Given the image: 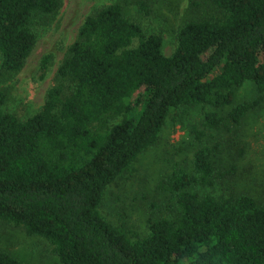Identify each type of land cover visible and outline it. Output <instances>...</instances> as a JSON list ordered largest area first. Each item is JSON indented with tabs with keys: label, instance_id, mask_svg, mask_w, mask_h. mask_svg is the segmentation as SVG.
<instances>
[{
	"label": "trees",
	"instance_id": "obj_1",
	"mask_svg": "<svg viewBox=\"0 0 264 264\" xmlns=\"http://www.w3.org/2000/svg\"><path fill=\"white\" fill-rule=\"evenodd\" d=\"M160 1L173 3L128 0L145 18ZM192 4L171 54L163 33L148 32L122 3L96 8L42 108L26 120L0 108V222L51 242L62 264H264V177L243 164L241 133L264 107V0ZM61 5L0 0V75L22 70L37 43L34 19ZM51 62L42 58L41 78ZM248 81L256 96L238 101ZM193 106L203 110L193 170L165 180L168 204L152 206L144 234L109 220L101 211L109 186L159 141L174 111ZM0 264L27 263L0 250Z\"/></svg>",
	"mask_w": 264,
	"mask_h": 264
},
{
	"label": "rangeland",
	"instance_id": "obj_2",
	"mask_svg": "<svg viewBox=\"0 0 264 264\" xmlns=\"http://www.w3.org/2000/svg\"><path fill=\"white\" fill-rule=\"evenodd\" d=\"M113 2L122 3L128 17L144 24L148 32L161 31L166 54H171L176 47L178 26L194 17L193 0H173L171 5L160 1L156 5L157 15L148 18L128 0H62L56 13L34 19L37 43L22 70L0 75V90L7 95L0 108L15 113L21 120L39 111L48 89L56 82V70L67 48L76 40L86 17L96 8ZM48 54L52 55V62L46 77L41 78V60ZM255 96L256 88L251 81L237 90L238 101ZM202 118L201 106L180 108L168 117L159 141L131 164L122 179L107 189L101 211L109 220L116 224L124 223L143 234L147 231L152 206L169 202V192L162 187L165 180L176 168L193 170L194 148L199 143L194 126L202 129ZM241 133L248 143L243 164L250 163L253 173L264 177V107L249 114ZM229 135L228 132L224 134L225 137ZM0 250L27 264H62L51 242L37 235L30 236L22 227L2 221Z\"/></svg>",
	"mask_w": 264,
	"mask_h": 264
}]
</instances>
